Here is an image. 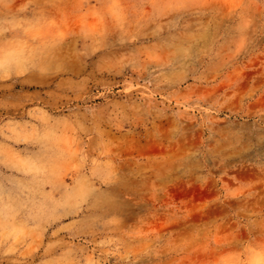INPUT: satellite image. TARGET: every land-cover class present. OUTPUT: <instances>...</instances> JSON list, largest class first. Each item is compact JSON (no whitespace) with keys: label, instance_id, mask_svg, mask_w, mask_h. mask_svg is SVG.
Instances as JSON below:
<instances>
[{"label":"rangeland","instance_id":"1","mask_svg":"<svg viewBox=\"0 0 264 264\" xmlns=\"http://www.w3.org/2000/svg\"><path fill=\"white\" fill-rule=\"evenodd\" d=\"M8 2L0 264H261L264 0Z\"/></svg>","mask_w":264,"mask_h":264},{"label":"clouds","instance_id":"2","mask_svg":"<svg viewBox=\"0 0 264 264\" xmlns=\"http://www.w3.org/2000/svg\"><path fill=\"white\" fill-rule=\"evenodd\" d=\"M12 3H15V0H9V2L5 4L4 7L10 9ZM5 70H8V69H5ZM261 264H264V261H261Z\"/></svg>","mask_w":264,"mask_h":264}]
</instances>
